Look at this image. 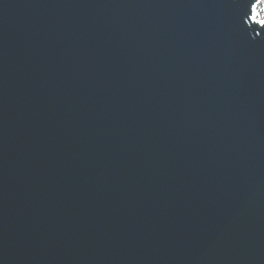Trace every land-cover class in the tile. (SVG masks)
<instances>
[{
    "label": "water",
    "instance_id": "obj_1",
    "mask_svg": "<svg viewBox=\"0 0 264 264\" xmlns=\"http://www.w3.org/2000/svg\"><path fill=\"white\" fill-rule=\"evenodd\" d=\"M257 0H0V264H264Z\"/></svg>",
    "mask_w": 264,
    "mask_h": 264
},
{
    "label": "snow or ice",
    "instance_id": "obj_2",
    "mask_svg": "<svg viewBox=\"0 0 264 264\" xmlns=\"http://www.w3.org/2000/svg\"><path fill=\"white\" fill-rule=\"evenodd\" d=\"M264 5V0H259V2H256V4H253L252 6V18L253 20H256L257 23L261 24L264 26V18H260V13H264V7H259L258 11V6ZM259 16V18H258Z\"/></svg>",
    "mask_w": 264,
    "mask_h": 264
},
{
    "label": "bare ground",
    "instance_id": "obj_3",
    "mask_svg": "<svg viewBox=\"0 0 264 264\" xmlns=\"http://www.w3.org/2000/svg\"><path fill=\"white\" fill-rule=\"evenodd\" d=\"M256 2H259V0H257ZM256 2L253 4H256ZM253 4L251 5V9H252ZM263 7H264V5H263ZM262 14H263L262 17H260V18H264V13H262ZM250 16H251L250 19L253 20L252 14ZM254 21L257 22L256 20H254Z\"/></svg>",
    "mask_w": 264,
    "mask_h": 264
},
{
    "label": "rangeland",
    "instance_id": "obj_4",
    "mask_svg": "<svg viewBox=\"0 0 264 264\" xmlns=\"http://www.w3.org/2000/svg\"><path fill=\"white\" fill-rule=\"evenodd\" d=\"M259 7H263V5H260V6H258V11H259ZM262 13H260V16L262 17ZM258 18H259V16H258Z\"/></svg>",
    "mask_w": 264,
    "mask_h": 264
}]
</instances>
